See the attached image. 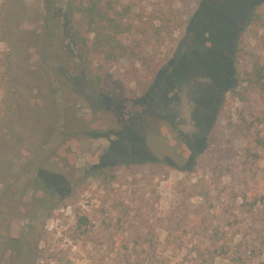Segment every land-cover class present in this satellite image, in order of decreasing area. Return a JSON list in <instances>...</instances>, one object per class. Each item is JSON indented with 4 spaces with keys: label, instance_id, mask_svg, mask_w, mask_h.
<instances>
[{
    "label": "rangeland",
    "instance_id": "374dc122",
    "mask_svg": "<svg viewBox=\"0 0 264 264\" xmlns=\"http://www.w3.org/2000/svg\"><path fill=\"white\" fill-rule=\"evenodd\" d=\"M66 3L0 0V264H264V28L236 47L264 0H116L165 30L160 67L105 64L101 91Z\"/></svg>",
    "mask_w": 264,
    "mask_h": 264
},
{
    "label": "trees",
    "instance_id": "16d2710c",
    "mask_svg": "<svg viewBox=\"0 0 264 264\" xmlns=\"http://www.w3.org/2000/svg\"><path fill=\"white\" fill-rule=\"evenodd\" d=\"M53 3H49L48 7L52 8ZM136 11L132 4H118L116 0H67L68 36L74 45L83 75L91 89L101 91L104 81L102 67L121 59H127L132 64L126 69V75L132 79L138 77L140 66H143L152 76L159 71L160 66L155 62V54L150 52L148 46L158 42L165 30L162 26L153 24V21L147 24L145 17ZM2 19L6 21L4 17ZM258 27L264 28V3L248 15L244 31L241 32L236 47L239 49L240 39L247 30ZM248 75L249 87H264V63L255 62ZM235 78L240 85L243 79L240 78L238 69L235 70ZM235 88L232 91L240 95L241 91L237 92ZM8 163L6 155L0 152L1 173L4 175L9 171ZM125 165L129 166L130 163ZM113 168L114 166L100 168L91 172L90 175L96 179H105ZM112 177L115 178V175ZM35 179L33 181L36 189L33 213L37 211L50 213L56 205L55 199L50 193L42 196L40 193L46 190L44 184L39 182V178ZM83 220L87 219L83 218Z\"/></svg>",
    "mask_w": 264,
    "mask_h": 264
}]
</instances>
